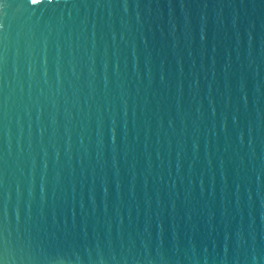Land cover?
I'll return each instance as SVG.
<instances>
[{
	"label": "water",
	"instance_id": "95a60500",
	"mask_svg": "<svg viewBox=\"0 0 264 264\" xmlns=\"http://www.w3.org/2000/svg\"><path fill=\"white\" fill-rule=\"evenodd\" d=\"M0 264H264V0H0Z\"/></svg>",
	"mask_w": 264,
	"mask_h": 264
},
{
	"label": "snow or ice",
	"instance_id": "6c2138e0",
	"mask_svg": "<svg viewBox=\"0 0 264 264\" xmlns=\"http://www.w3.org/2000/svg\"><path fill=\"white\" fill-rule=\"evenodd\" d=\"M32 2H33V3H38V2H39V0H32Z\"/></svg>",
	"mask_w": 264,
	"mask_h": 264
}]
</instances>
